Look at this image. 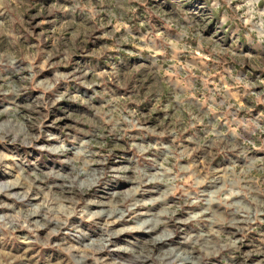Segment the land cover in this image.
<instances>
[{
    "label": "rangeland",
    "instance_id": "obj_1",
    "mask_svg": "<svg viewBox=\"0 0 264 264\" xmlns=\"http://www.w3.org/2000/svg\"><path fill=\"white\" fill-rule=\"evenodd\" d=\"M0 264H264V0H0Z\"/></svg>",
    "mask_w": 264,
    "mask_h": 264
},
{
    "label": "bare ground",
    "instance_id": "obj_2",
    "mask_svg": "<svg viewBox=\"0 0 264 264\" xmlns=\"http://www.w3.org/2000/svg\"><path fill=\"white\" fill-rule=\"evenodd\" d=\"M4 124H8V122H3ZM19 131L18 132H20L21 133V128H19L18 129ZM11 186H15V183H11L10 185H7L6 187L7 188H10ZM135 205H137V204H133V206H132V208H134L135 207ZM101 212H104V211H102L101 210ZM115 212V211H114ZM116 212H118L119 213V217H121V214H122V212L121 211H119L118 209H116ZM116 219V218H115ZM116 221H118V219H116V220H113V221H110L109 223L110 224H113V223H115ZM148 225V224H150L149 223V220H143L142 221V225ZM156 226V225H155ZM154 227V223H153V225H152V227L151 228H153ZM142 228V227H141ZM149 228V227H148ZM150 228V229H151ZM154 229H155V227H154ZM171 234H169L168 232H165L164 233V235H160V237H159V239H161V238H163L164 237V239H166V237H168V236H170ZM162 240V239H161ZM186 258H189V257H186Z\"/></svg>",
    "mask_w": 264,
    "mask_h": 264
},
{
    "label": "built area",
    "instance_id": "obj_3",
    "mask_svg": "<svg viewBox=\"0 0 264 264\" xmlns=\"http://www.w3.org/2000/svg\"><path fill=\"white\" fill-rule=\"evenodd\" d=\"M243 158H245V156L243 157ZM229 161H228V163H231V165L230 164H228L227 166H226V169L224 170V175L225 176H229V175H231L232 174V168L233 169H235L236 168V166H235V159H232V158H229L228 159ZM239 161H241V160H239ZM243 169H240L239 168V171H242ZM233 188L234 187H229V188H227L229 191H233ZM238 192V191H237ZM209 213V212H208Z\"/></svg>",
    "mask_w": 264,
    "mask_h": 264
}]
</instances>
